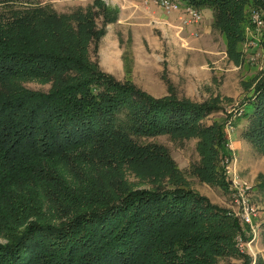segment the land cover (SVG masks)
<instances>
[{"label": "trees", "instance_id": "obj_1", "mask_svg": "<svg viewBox=\"0 0 264 264\" xmlns=\"http://www.w3.org/2000/svg\"><path fill=\"white\" fill-rule=\"evenodd\" d=\"M175 1L211 8L212 28L237 63L246 28L260 26L255 13L264 26V0ZM4 4L0 264H226L228 257L264 264L239 247L248 223L193 189L169 148L154 141L197 139L193 173L229 190L228 119L205 122L223 110L222 98L180 96L168 78V93L156 97L103 70L90 50L98 55L120 11L105 0L71 13ZM30 80L50 87L29 88ZM249 101L243 136L264 150V76Z\"/></svg>", "mask_w": 264, "mask_h": 264}, {"label": "rangeland", "instance_id": "obj_2", "mask_svg": "<svg viewBox=\"0 0 264 264\" xmlns=\"http://www.w3.org/2000/svg\"><path fill=\"white\" fill-rule=\"evenodd\" d=\"M9 1L17 7L50 5L60 13H71L78 7L86 8L94 2L0 0V7ZM105 1L112 6H121L122 11L120 9L118 21L107 25L98 55L94 52V46L90 50L91 57L99 60L103 70L120 80L132 79L156 97L168 93L165 79L168 78L180 96H188L196 101L217 95L222 98L223 110L208 116L205 122L210 124L215 120L228 119V142L224 151L229 159H225L224 164L230 181L229 190L202 182L193 173V167L200 159L197 139L182 141L164 135L154 141L169 148L193 189L208 196L213 203L230 209L241 218L243 224L246 223L243 215L250 213V231L245 233V237L238 236L239 247L253 259L258 255L264 257V187L260 184L264 181V150L243 136L249 126V119L245 116L250 110L249 99L254 94L256 83L264 76V44L261 39L264 26L260 25L259 28L250 24L246 28L243 61L237 63L229 57L221 33L212 28L214 15L209 7L200 9L202 18L198 22H185V14L180 23L174 22L175 26H171L165 21L161 8L153 11L147 7L149 1ZM97 23L99 27L102 26V16L97 17ZM127 52L131 61L125 64ZM26 86L48 90L50 84L30 80ZM130 179L138 180L133 175ZM224 261L226 264H242L243 258L228 257Z\"/></svg>", "mask_w": 264, "mask_h": 264}, {"label": "built area", "instance_id": "obj_3", "mask_svg": "<svg viewBox=\"0 0 264 264\" xmlns=\"http://www.w3.org/2000/svg\"><path fill=\"white\" fill-rule=\"evenodd\" d=\"M146 1H150V0H146ZM153 2L160 5L162 8H164L167 11L179 10L181 7H183L184 13L186 14L185 22H190V23L198 22L202 18V14L199 9L194 8L192 6H181L179 2L175 0H153ZM254 19L259 25L262 24L260 15L258 13H255ZM243 216L247 223L249 224L252 223V218L249 212H246Z\"/></svg>", "mask_w": 264, "mask_h": 264}, {"label": "crops", "instance_id": "obj_4", "mask_svg": "<svg viewBox=\"0 0 264 264\" xmlns=\"http://www.w3.org/2000/svg\"><path fill=\"white\" fill-rule=\"evenodd\" d=\"M106 2V1H105ZM133 2L134 3H136L134 0H133ZM146 2V1H145ZM149 4H148V8H150V10H153V11H155V10H158L159 8H161L162 10H163V12H164V14H165V17H166V22L167 23H169L171 26H175V23L174 22H181V20H182V18L185 16V13H184V8L183 7H181L179 10H173V11H167V10H165L164 8H162V7H160L158 4H156V3H154V2H152L151 3V1H149L148 2ZM109 5V4H108ZM110 6H112V5H110ZM113 7H118L119 8V10L121 9V6L119 7V6H113ZM121 11H122V9H121ZM124 14H125V11H124ZM119 17H120V11H119ZM119 19V18H118ZM178 20V21H177ZM118 21V20H117ZM169 21V22H168ZM178 27V26H177ZM180 27V26H179ZM150 93V92H149ZM162 95H165V93L164 94H162ZM191 98V97H190Z\"/></svg>", "mask_w": 264, "mask_h": 264}]
</instances>
